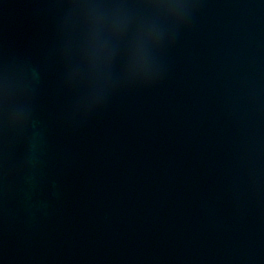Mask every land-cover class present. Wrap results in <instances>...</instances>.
I'll return each instance as SVG.
<instances>
[{"label": "water", "instance_id": "water-1", "mask_svg": "<svg viewBox=\"0 0 264 264\" xmlns=\"http://www.w3.org/2000/svg\"><path fill=\"white\" fill-rule=\"evenodd\" d=\"M172 2L0 0V264H264V0Z\"/></svg>", "mask_w": 264, "mask_h": 264}, {"label": "clouds", "instance_id": "clouds-1", "mask_svg": "<svg viewBox=\"0 0 264 264\" xmlns=\"http://www.w3.org/2000/svg\"><path fill=\"white\" fill-rule=\"evenodd\" d=\"M169 7L179 11L194 7V5L187 4L184 2V0H173V2L169 5ZM177 22H180V17H177Z\"/></svg>", "mask_w": 264, "mask_h": 264}]
</instances>
